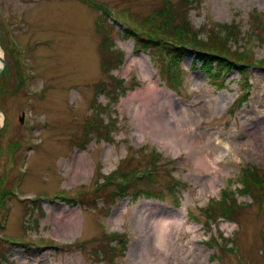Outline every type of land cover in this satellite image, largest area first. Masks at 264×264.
Masks as SVG:
<instances>
[{"label": "rangeland", "instance_id": "rangeland-1", "mask_svg": "<svg viewBox=\"0 0 264 264\" xmlns=\"http://www.w3.org/2000/svg\"><path fill=\"white\" fill-rule=\"evenodd\" d=\"M128 29L212 39L248 81ZM0 52V264H141L162 219L169 264H264V0H0Z\"/></svg>", "mask_w": 264, "mask_h": 264}, {"label": "trees", "instance_id": "trees-1", "mask_svg": "<svg viewBox=\"0 0 264 264\" xmlns=\"http://www.w3.org/2000/svg\"><path fill=\"white\" fill-rule=\"evenodd\" d=\"M186 10H188L189 12V8L185 7V11ZM185 11H184L185 15H183V22L188 23L187 21L188 19L186 17ZM189 27L192 32H195L191 26ZM206 31L216 38V36H214V34L212 33L213 32L212 29ZM125 32L126 34H129L130 38H134L136 43L139 45V47H137L139 50L143 52H147L149 53V55L152 56L153 53L151 49H156L162 57L169 58L170 61H172L174 64H177L181 61V58L185 52L192 51L195 54V60L197 61V63H200L201 68L203 70L209 68V71H212V73H215L216 75L219 74L225 75L226 73L232 70H236L238 71L240 76L244 79V81L247 82L248 81L247 74L249 70L248 68L251 66V64H254V62L248 63L249 62L248 59H247L248 62H245V61L236 60L235 58L233 59L231 57H228L225 54V51H220L215 48L216 43L212 39L207 38L205 42L201 40L199 35H197V38L191 36L183 40L179 39V40L168 41L165 38H162L161 36H157V35L152 36V38L149 37L148 35L141 36L136 34L134 31H131L130 29L126 30ZM260 64H264V63H260ZM245 82L244 85L242 84L240 86L241 89H244L246 87ZM249 171L251 170L249 169ZM136 179H138V181H134L133 183L141 181L140 177ZM248 185L250 184L246 180L243 186L244 190L242 192L249 193V191L246 189ZM132 186H135V184H133ZM135 189L130 193L135 196L140 195V193L135 192ZM262 189H264V186L262 187ZM239 191H241V189ZM243 194L244 193H242V195ZM222 203L223 206L226 208L224 217L228 219H233L232 213L235 211L236 204L235 203L230 204L228 200H223Z\"/></svg>", "mask_w": 264, "mask_h": 264}, {"label": "bare ground", "instance_id": "bare-ground-1", "mask_svg": "<svg viewBox=\"0 0 264 264\" xmlns=\"http://www.w3.org/2000/svg\"><path fill=\"white\" fill-rule=\"evenodd\" d=\"M0 55H1V52H0ZM133 55H130L129 59H128V65H130V63L133 61L132 59ZM138 60H140V69L142 71V78L144 80H148L149 79V75L147 73L148 69H147V66H146V58L143 56V55H139L138 57ZM182 112H183V115L181 116V118H179L180 116H176L175 114H173L171 116L172 118V121H174L177 125V128L175 130V134L177 136H182V137H185V136H188V135H192L194 134L195 131H193L194 129L192 127H189V128H183L182 127V121L184 122H188L189 120H193V116L192 114L190 113V111L183 106V109H182ZM2 123V116L0 115V125ZM138 136L140 137L141 134H138ZM196 137L193 138V142H196ZM216 147H219V143L216 145ZM202 156L204 155V152L201 154ZM204 157H210L208 154L207 155H204ZM215 165V158H212L211 160L209 159V162L207 164V167H204L206 170H212L213 169V166ZM214 174H208V176L206 177V181L208 182V184L210 186H212L215 182L214 180ZM149 215V214H147ZM157 228L159 227L160 228V233L158 235V239H157V246L158 247V250H160V252L158 253L157 252V255H151L150 252L146 251L145 252V258H143L141 260V264H169L170 263V255H169V251H170V246H169V243L165 242L166 241V229H167V224L165 223V220H160V221H157ZM171 240V239H170ZM165 242V243H164ZM167 243V244H166ZM173 246H174V243H173ZM163 251V253H161Z\"/></svg>", "mask_w": 264, "mask_h": 264}, {"label": "water", "instance_id": "water-1", "mask_svg": "<svg viewBox=\"0 0 264 264\" xmlns=\"http://www.w3.org/2000/svg\"><path fill=\"white\" fill-rule=\"evenodd\" d=\"M0 61L2 63L1 67H0V73L4 70L5 68V59L3 58V56L0 55ZM1 112V110H0ZM20 121H22V118H20ZM2 127V125L0 126V128Z\"/></svg>", "mask_w": 264, "mask_h": 264}]
</instances>
